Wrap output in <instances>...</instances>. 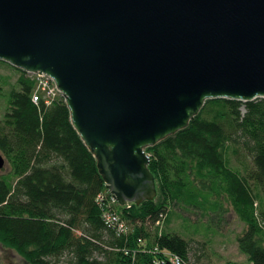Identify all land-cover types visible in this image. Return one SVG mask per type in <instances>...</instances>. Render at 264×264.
I'll list each match as a JSON object with an SVG mask.
<instances>
[{
  "label": "water",
  "instance_id": "obj_1",
  "mask_svg": "<svg viewBox=\"0 0 264 264\" xmlns=\"http://www.w3.org/2000/svg\"><path fill=\"white\" fill-rule=\"evenodd\" d=\"M0 61L51 76L113 198L141 205L148 148L207 101L264 99V0H0Z\"/></svg>",
  "mask_w": 264,
  "mask_h": 264
},
{
  "label": "trees",
  "instance_id": "obj_2",
  "mask_svg": "<svg viewBox=\"0 0 264 264\" xmlns=\"http://www.w3.org/2000/svg\"><path fill=\"white\" fill-rule=\"evenodd\" d=\"M9 67L19 76L0 117L10 170L0 176L1 246L27 264H167L168 255L201 264L196 241L166 231L170 213L187 206L208 219L230 204L245 225L241 254L264 264V99L207 101L189 127L146 150L157 198L120 205L64 97L47 103L34 76ZM5 84L0 73V95Z\"/></svg>",
  "mask_w": 264,
  "mask_h": 264
},
{
  "label": "rangeland",
  "instance_id": "obj_3",
  "mask_svg": "<svg viewBox=\"0 0 264 264\" xmlns=\"http://www.w3.org/2000/svg\"><path fill=\"white\" fill-rule=\"evenodd\" d=\"M0 73L3 74L6 81L4 92L0 95V117H4L8 107V92L17 87L19 72H15L8 63H3ZM9 171V165L6 162L0 170V176ZM111 196L113 198L112 194ZM112 202L117 201L114 202L113 198ZM225 205L227 210L225 213L209 216L208 219L202 215V210L199 208L177 207L176 211L170 213V224L166 227V231L178 233L185 239L196 241V243L192 242V247L203 256L204 261L201 264H247L248 257L241 254L236 241L245 225L233 212L232 206ZM202 245H204V250L199 248ZM0 264L27 263L16 252L0 245Z\"/></svg>",
  "mask_w": 264,
  "mask_h": 264
},
{
  "label": "built area",
  "instance_id": "obj_4",
  "mask_svg": "<svg viewBox=\"0 0 264 264\" xmlns=\"http://www.w3.org/2000/svg\"><path fill=\"white\" fill-rule=\"evenodd\" d=\"M31 74V73H30ZM32 76L35 77L37 80V92L45 93V96L47 98V103L52 104V101L55 97L63 96L61 92L57 89L55 81L49 77L47 74H32ZM39 96L36 95L34 100L38 101ZM115 200V198H114ZM168 263L171 264H182V260L177 256L168 255L167 257Z\"/></svg>",
  "mask_w": 264,
  "mask_h": 264
},
{
  "label": "crops",
  "instance_id": "obj_5",
  "mask_svg": "<svg viewBox=\"0 0 264 264\" xmlns=\"http://www.w3.org/2000/svg\"><path fill=\"white\" fill-rule=\"evenodd\" d=\"M245 256V255H244ZM247 261H248V259H246ZM247 264H249L248 262H247Z\"/></svg>",
  "mask_w": 264,
  "mask_h": 264
}]
</instances>
